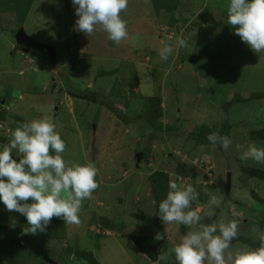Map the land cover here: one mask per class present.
Listing matches in <instances>:
<instances>
[{
	"label": "rangeland",
	"instance_id": "374dc122",
	"mask_svg": "<svg viewBox=\"0 0 264 264\" xmlns=\"http://www.w3.org/2000/svg\"><path fill=\"white\" fill-rule=\"evenodd\" d=\"M28 1L0 0V145L18 123L47 116L65 141V161L94 163L99 188L82 202L79 225L54 217L57 229L48 225L36 235H21L26 217L0 202V264H49L45 254L57 264H90L92 256L99 264H153L133 240L159 234L153 219L170 238L156 264H175L171 249L188 229L172 224L166 231L157 216L158 172L196 188L202 198L193 207H201L205 223L217 220L220 209L237 221L229 209L236 198L245 202L249 222L237 221L238 236L255 239L264 204L244 183L251 166L264 171V164L240 156L250 143L264 148L257 135L264 131V52L235 35L227 22L230 0H160V9L154 0H129L121 13L129 35L119 45L100 26L89 37L80 32L72 0ZM21 27L53 45L55 61L45 51L18 47ZM181 35L187 47L161 61V41L171 36L174 44ZM150 105L160 115L159 135L134 122ZM197 133L227 135L233 143L227 150L208 139L199 143ZM12 155L19 162L15 150ZM211 195L219 207H207Z\"/></svg>",
	"mask_w": 264,
	"mask_h": 264
},
{
	"label": "clouds",
	"instance_id": "9594fccd",
	"mask_svg": "<svg viewBox=\"0 0 264 264\" xmlns=\"http://www.w3.org/2000/svg\"><path fill=\"white\" fill-rule=\"evenodd\" d=\"M72 3L78 17L76 27L86 36L100 26L117 45L128 38L127 21L121 13L127 9L129 0H72ZM227 22L252 51L264 52V0H230ZM166 40L161 41L158 49L161 61H167L176 48L187 47L182 35L174 44L171 36ZM207 139L225 150L233 143L227 135L218 133L208 134ZM14 150L19 162L13 158ZM65 150L57 125L47 116L18 123L10 130L9 143L0 145V202L9 212L26 217L28 226L21 235L45 232L54 217L68 225H79L82 202L91 199L99 188L95 164H69L62 156ZM240 159L264 164V148L250 143ZM168 188L166 198L159 203L158 215L167 226L166 231L172 224L188 229L171 249L175 264H264V230L253 229L258 247L233 245L240 231L236 220L221 217L205 223L201 207H193V201L199 197L195 187L169 179ZM219 206L220 199L211 195L207 207ZM212 215L211 211L206 213L208 219ZM162 238L156 236L157 240Z\"/></svg>",
	"mask_w": 264,
	"mask_h": 264
},
{
	"label": "trees",
	"instance_id": "16d2710c",
	"mask_svg": "<svg viewBox=\"0 0 264 264\" xmlns=\"http://www.w3.org/2000/svg\"><path fill=\"white\" fill-rule=\"evenodd\" d=\"M24 1L27 2L28 0H24ZM25 2H23V3H25ZM28 2H30V0ZM31 2H32V0H31ZM31 2L29 4H31ZM15 3H17V2H15ZM154 5H155V8L157 7V9L165 7L164 3L160 2V0H154ZM29 6H31V5H29ZM167 9L173 10L170 7H168ZM24 49L26 50L27 48H24ZM195 55H196V53H195ZM85 96H86V94H85ZM151 100L154 101V99H151ZM240 101H243V100H240ZM152 104H153V102H152ZM147 110H148V112L146 114L138 116V118H136L134 120V122L136 124H138V123L142 124V126L144 128L148 129V132H149V130L155 128L156 132H154V133L159 135L160 133H162L161 132L162 131V125L161 124L158 125L156 123V121L159 119V116H160L158 109L156 107H153L150 105L147 108ZM166 135H171V133L168 132ZM202 135H203L202 133H197V135L194 136L195 137L194 139L196 141H198L199 143L204 142L207 139L206 138L207 136L205 137ZM257 135H258V138L264 139V131H258ZM190 136H192V135H190ZM144 151H145V149L141 150V152H144ZM248 170H249V176L251 178L253 177V178H258V179L264 180V172L262 170H258V169H248ZM153 180H154V182L152 183L153 184V193L155 194V197L157 200V216L160 217L158 215L159 214L158 213V206H159L160 201L162 199L166 198L167 192L169 191V188H168L169 176H168V174H166L164 172H158L153 177ZM252 196L254 198L258 197L255 190L252 191ZM199 197L202 198L201 196H199ZM153 221H154L155 225L158 227L159 235H161L163 237L162 239L157 240L156 236L151 237V238H146L145 236L144 237L143 236H137V237H134L133 240H134L135 245L139 248L140 251L149 255L152 258V260L157 261V248L166 239V236H165V232L161 228L160 224L158 222H156L155 219H153ZM58 224H59V222L55 221L53 218L51 223H50V228L52 230H55V229H57ZM263 225H264V217L262 218V222H260V226L262 227ZM237 241L244 242L245 244L250 245L252 247H258L259 246V241L255 240V239H251V238H246V237L244 238L242 236H238L235 240L232 241V243H235ZM87 258H88L90 264H99V262L93 256H92V258H89V257H87Z\"/></svg>",
	"mask_w": 264,
	"mask_h": 264
},
{
	"label": "crops",
	"instance_id": "0c3cea01",
	"mask_svg": "<svg viewBox=\"0 0 264 264\" xmlns=\"http://www.w3.org/2000/svg\"><path fill=\"white\" fill-rule=\"evenodd\" d=\"M251 167H253V168H255V169H257L255 166H251ZM258 168H260V167H258ZM259 170V169H258ZM264 172V171H263ZM247 174H248V172H247ZM231 177H232V175H231ZM255 179H258V178H255ZM245 187L248 189V191H249V193L251 194V197H253L252 196V191L253 190H255V192L257 193V198L255 197H253V199H255V200H257V201H259V202H261V203H263L264 204V180L263 179H259V180H257V181H255L254 179H253V177H252V179H251V177H249L248 179H246V182H245ZM243 186L241 185L240 186V188H242ZM239 188V189H240ZM231 190H232V182H231ZM231 190L229 191V192H231ZM262 195H261V194ZM222 198V197H221ZM237 200H238V198H236ZM236 199H234V201H235V203L238 205V206H236V204L235 203H232V206L230 207V209H229V211H230V213L232 214V216L235 218V219H237V221H240V219H244L245 220V223H248L249 222V220L247 219V217H245L244 216V214L246 215V213L247 212H245V210H246V208H248L249 206H246L245 205V202H240L239 200L237 201ZM221 203V202H220ZM242 206L244 207L243 209H241L242 208ZM203 207V206H202ZM206 207V206H205ZM219 211H220V213H219ZM253 211H255V210H253ZM222 213H223V210L222 209H220V210H218V216H217V219L218 218H221V217H223L222 216ZM251 216V215H250ZM264 217V214L261 216V219L260 220H257V225H258V229L257 230H264V225L261 227L260 226V222H262V218ZM241 225H243V224H241ZM241 225H239L240 227H241ZM108 235H110V234H108ZM130 239V238H129ZM170 238H166L162 243H161V245L158 247V252H157V255H158V257H157V261L155 262V261H153V264H156V263H159L158 262V259L160 258V249L166 244V242L169 240ZM131 240V239H130ZM255 240H258L257 239V236L255 237ZM132 241V240H131ZM133 242V241H132ZM237 243H239V244H242V245H244L245 243L244 242H241V241H237V242H235V243H232L233 245H235V244H237ZM133 244V243H132ZM247 245V244H246Z\"/></svg>",
	"mask_w": 264,
	"mask_h": 264
},
{
	"label": "water",
	"instance_id": "95a60500",
	"mask_svg": "<svg viewBox=\"0 0 264 264\" xmlns=\"http://www.w3.org/2000/svg\"><path fill=\"white\" fill-rule=\"evenodd\" d=\"M15 40H16V44L18 47L29 48V49L43 51V52L45 51L46 53L49 54V56L52 58L53 61H55L56 59V48L53 45L44 44V43H40L36 41L34 38H32L31 36L27 34V32L25 31L23 27H21L15 34ZM15 49L17 50V48ZM142 155L143 153L137 154L136 158L138 162H140ZM231 175L232 173L229 172L228 173V191L231 190ZM44 259L49 264H57V262H55V260L50 258L47 254L44 255Z\"/></svg>",
	"mask_w": 264,
	"mask_h": 264
},
{
	"label": "built area",
	"instance_id": "2783aa9c",
	"mask_svg": "<svg viewBox=\"0 0 264 264\" xmlns=\"http://www.w3.org/2000/svg\"><path fill=\"white\" fill-rule=\"evenodd\" d=\"M209 177H210V179H211V182L210 183H212L213 181H212V179H213V175L212 174H209Z\"/></svg>",
	"mask_w": 264,
	"mask_h": 264
}]
</instances>
